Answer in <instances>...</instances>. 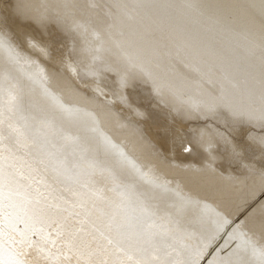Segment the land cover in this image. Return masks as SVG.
Masks as SVG:
<instances>
[{
  "label": "snow or ice",
  "instance_id": "snow-or-ice-1",
  "mask_svg": "<svg viewBox=\"0 0 264 264\" xmlns=\"http://www.w3.org/2000/svg\"><path fill=\"white\" fill-rule=\"evenodd\" d=\"M137 84L194 124L191 159ZM0 264H264V0L0 12Z\"/></svg>",
  "mask_w": 264,
  "mask_h": 264
},
{
  "label": "bare ground",
  "instance_id": "bare-ground-1",
  "mask_svg": "<svg viewBox=\"0 0 264 264\" xmlns=\"http://www.w3.org/2000/svg\"><path fill=\"white\" fill-rule=\"evenodd\" d=\"M13 2L14 0H0V12L7 11ZM100 2H104V0H100ZM128 95L133 107L144 113L146 117L141 126L169 149V154L176 158V163L191 159L190 157L186 158L182 153L180 137L174 133L176 130L182 131L184 128L193 127L194 124L182 120L172 111L159 106L148 87L143 84H137L130 88ZM125 115L135 119L133 112L126 111Z\"/></svg>",
  "mask_w": 264,
  "mask_h": 264
}]
</instances>
